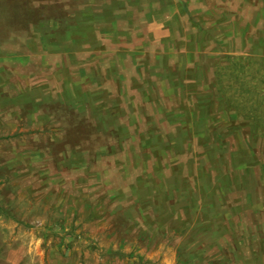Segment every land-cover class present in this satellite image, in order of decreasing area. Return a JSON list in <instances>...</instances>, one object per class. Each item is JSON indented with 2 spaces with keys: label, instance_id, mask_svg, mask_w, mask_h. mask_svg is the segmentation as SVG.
Instances as JSON below:
<instances>
[{
  "label": "rangeland",
  "instance_id": "rangeland-1",
  "mask_svg": "<svg viewBox=\"0 0 264 264\" xmlns=\"http://www.w3.org/2000/svg\"><path fill=\"white\" fill-rule=\"evenodd\" d=\"M177 1L153 40L139 0H0V264H264V0ZM146 137L169 174L210 152L256 201L143 198ZM104 202L111 220L93 217ZM173 206L189 222L158 226Z\"/></svg>",
  "mask_w": 264,
  "mask_h": 264
},
{
  "label": "crops",
  "instance_id": "crops-1",
  "mask_svg": "<svg viewBox=\"0 0 264 264\" xmlns=\"http://www.w3.org/2000/svg\"><path fill=\"white\" fill-rule=\"evenodd\" d=\"M131 4H132V0H127V9L125 10L126 14H131L132 13L131 7L136 6V5L132 6ZM177 5H178L177 0H170L169 2H164L163 0H160V1L139 0V4L133 10L132 15L138 21H140V24L144 25L145 30L153 38V40H160L161 39L160 25L162 22H165V20H167L171 16H172L171 20L177 18V16H173L175 15L174 13H176L175 7ZM85 9L93 12V15L86 17L85 20L93 19L95 22L96 20L100 19L99 14L95 10H93L89 6V4L85 6ZM113 17L116 20V18L118 17L117 13H114ZM112 23H115V22H112ZM114 30H109V31L107 30V33H112L114 32ZM143 44L144 45L141 48L142 56H145L143 61L146 60V57H152L153 59H157L158 57H160L156 49L155 51L153 49H147L144 51L147 41H143ZM141 65L144 66L145 68V65H148V63L145 62V65L144 63ZM158 66H159L158 63H155V65L154 63H152L150 67L158 68ZM109 73H110L111 79H114V76L115 74L118 73V71L112 68L109 70ZM179 83L182 84L183 81L181 80ZM182 121L183 120H180L179 122H182ZM184 123L185 125H187L188 122L187 123L184 122ZM200 123H207V121H203ZM180 125L181 124H179V126ZM179 126L175 127V129H182L181 128L182 126L180 127ZM171 132H169L170 136L173 135V133ZM196 135L199 136L200 134L196 132ZM180 137L181 136H176L174 139L175 146L177 148L182 147V138ZM145 140L148 143V146L151 148V150L147 149L146 151H144L141 155L140 162L138 160V164L132 165L135 168L139 167L138 170H134L136 172L135 177L137 179L136 181L133 182L134 184L146 182V179L143 177L144 175L151 177V180L149 181V183L153 187H151L150 189L146 187V188H143V190L139 191V194L143 196V198L144 196L152 197L157 194L163 198H169V197H172L173 195H176L177 198H175V200L177 201L179 199L180 201L181 200L186 201L187 199H190L191 197V201L193 202L195 200L193 197L201 196L204 199H207L210 204H213V209H214L213 211L215 213H219V210H221L226 204L230 205L231 210H233L234 207L240 206V203L242 202H245L247 204H253L256 201L255 199L257 198L256 193H258L257 189L256 190L253 189L252 186L249 185L250 183L249 184L247 183L249 182L248 179L247 180L243 179V181L242 179L239 180L237 174L235 173L229 175L230 177L223 175V167H222L223 159L222 158H219V161L217 160L215 161L214 158H211L209 162V156L207 157V155L212 154L209 152L204 156L206 159V162L204 163V165L202 166L201 165L202 162H200L198 168L192 174H191V170H189L187 173H180L179 171L181 170L180 165L178 166L179 169H176L177 171L170 170L171 173L169 174L167 172V167L169 165H172L173 168L176 167L172 164V160L170 156L169 157L167 156L164 158L160 156L159 150L161 149V146L159 147L158 150L156 149L157 148L156 146L160 144V142H156L154 138L149 139L148 137H146ZM216 148H213V149H216ZM210 149L212 150V148ZM218 149H220L219 154H222L223 148L219 147ZM126 161L127 160H125V162H123L122 164L117 163V161H113V167L119 168V170L123 174H125L124 167L127 170L126 167L129 165V163ZM216 162L219 164L217 165ZM163 168H166V169H163ZM163 170L166 173H162L160 175L161 171ZM104 172H106V170H104ZM173 177L175 178V181H173ZM98 181L101 182L102 184L107 185V181H109V177H105L103 174V179L95 181L96 182L95 185L98 184ZM243 187H245L246 189L245 192L241 191ZM153 188L156 190V193L154 194H153ZM248 188H252V189H249V193L247 192ZM109 191L110 190H108V192ZM250 196L255 197V198L253 200H250ZM234 198L236 199V201H234ZM159 200L165 203L164 200H161V199ZM109 205H110V202H104V207L102 208H98L94 206L92 208L93 217H95L96 219L106 218V219L111 220V215L109 216L110 214ZM143 207L146 210L145 203H143ZM129 209L132 210L129 207L127 208L125 207V210L129 211ZM172 210H173L172 211L173 214L168 215V216H166L164 212H161L160 214L155 215L156 223L158 224V226H160L158 222L160 218H162L163 220H168L167 222H163V225L164 224L171 225V223H169V220H173L174 217L178 218L179 225H185L186 223L189 222V218L185 216L182 210L180 211V214L178 215V212L180 210L179 206L178 207L173 206ZM259 213H261V211ZM258 215L262 216L261 214H258ZM216 223H217V220H213L212 225L214 226L216 225ZM171 226L173 227L174 225H171Z\"/></svg>",
  "mask_w": 264,
  "mask_h": 264
},
{
  "label": "trees",
  "instance_id": "trees-1",
  "mask_svg": "<svg viewBox=\"0 0 264 264\" xmlns=\"http://www.w3.org/2000/svg\"><path fill=\"white\" fill-rule=\"evenodd\" d=\"M215 131V130H214ZM214 135H216V137L219 135V133L217 131H215Z\"/></svg>",
  "mask_w": 264,
  "mask_h": 264
}]
</instances>
